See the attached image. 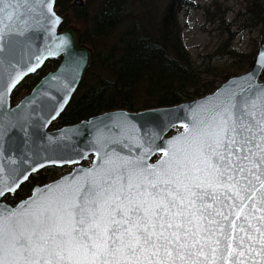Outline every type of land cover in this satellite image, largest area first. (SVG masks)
Wrapping results in <instances>:
<instances>
[{
    "label": "snow or ice",
    "instance_id": "snow-or-ice-1",
    "mask_svg": "<svg viewBox=\"0 0 264 264\" xmlns=\"http://www.w3.org/2000/svg\"><path fill=\"white\" fill-rule=\"evenodd\" d=\"M37 11L59 19L51 0H0L5 93L27 66L21 39ZM57 39L58 49L68 46ZM121 116L115 133L107 125V135L99 131L95 166L0 208V264H264V85L222 90L190 107L177 117L185 130L163 145L155 143L159 133ZM14 128L27 136V119L0 126V136ZM37 166L13 169L0 180V196Z\"/></svg>",
    "mask_w": 264,
    "mask_h": 264
},
{
    "label": "trees",
    "instance_id": "trees-1",
    "mask_svg": "<svg viewBox=\"0 0 264 264\" xmlns=\"http://www.w3.org/2000/svg\"><path fill=\"white\" fill-rule=\"evenodd\" d=\"M74 1L57 0L58 13L72 14L75 9L81 12L88 10L86 5L80 7ZM151 1L90 0L88 6L92 7L94 4L95 6L89 27L94 31L95 37L105 40L122 25H127V28L98 63L99 71L92 75L96 69L93 58L79 90L52 124L53 128L72 125L115 109L140 111L172 106L203 97L225 80L253 67L255 62L253 55L239 54L230 49L235 38L234 33L227 35L226 43L221 47L224 55L222 58L229 60L228 65L195 64L182 41V28L178 19L184 8L193 5L187 0H161L164 9L159 12L160 15L157 14L159 23L155 32H147L140 21L127 23V13L133 7L148 15L149 13L143 12V9L147 8L146 5ZM220 9L219 6L216 10ZM226 13L214 20L225 24ZM239 15H242L243 21L240 28L251 34L258 32L261 36L260 43L263 44L264 0H244L243 13ZM70 23L73 22L67 20L62 28ZM80 43L89 46L82 37ZM56 64L57 61H50L47 68H52ZM39 78L40 75L26 78L21 88L14 92L13 99H16L23 90H30ZM91 78L95 80L90 82ZM261 78L264 80V71ZM60 171L61 169L51 167L31 175L13 196L7 195L4 200L14 203L26 197L34 185L55 179Z\"/></svg>",
    "mask_w": 264,
    "mask_h": 264
},
{
    "label": "water",
    "instance_id": "water-1",
    "mask_svg": "<svg viewBox=\"0 0 264 264\" xmlns=\"http://www.w3.org/2000/svg\"><path fill=\"white\" fill-rule=\"evenodd\" d=\"M75 3L78 5L83 4L82 0H76ZM51 6L52 12L55 13L56 17H59L55 24L48 17L41 18L38 11L32 13L31 17L28 18L31 35L27 40L21 39L20 46L26 52L23 65H27L21 67V78L6 93L2 82H0V95L4 97L3 101L0 102V126L7 124L9 121L27 119L28 133L25 136L19 129L14 128L7 135L0 136V164L3 165L0 180H7L9 178L8 174L13 169L23 170L32 161L39 160L42 165L37 166L34 171L29 170L27 172L28 178L26 180L21 178L15 191L5 192L4 195L0 196V208L4 206L15 208L22 201L33 197L36 194L35 189H43L65 177L75 176L78 174L79 169H88L95 166L99 157L92 145L99 131L102 130L107 135L108 130L104 127L107 125L115 133L117 131L115 122L123 119L122 113L141 132L151 130L159 133L155 143L163 145L166 141L185 130L184 124L187 121L177 119V117L183 118L186 116L190 107L200 105L222 90L231 92L239 88H246L252 83L264 85V81L261 79L264 70V44H261L254 65L249 71L230 77L215 91L206 96L172 106L140 111L115 109L72 125L52 129V124L63 113L78 91L91 65L93 52L89 46L79 43V26L72 23L60 30L63 23L68 19V15H60L56 12V0H51ZM59 37H65L69 41L68 46L63 50L57 48L59 44L57 38ZM49 49L55 51L56 54L49 55ZM0 54H2V50H0ZM37 57H40L39 61H37ZM49 59L58 60V66L47 73L31 92L25 95L17 104L12 105V94L16 87L26 76L36 72ZM28 67H32L34 70L28 71ZM66 85L70 87H66ZM174 130L178 131L173 132ZM161 155L159 152L154 153L151 155L149 162L155 163ZM44 157H51L57 162L52 163ZM61 158L63 159L61 160ZM69 159L74 163L66 162ZM88 162L90 164L86 165L85 163ZM66 166H72L69 173L47 184L35 185L25 198L14 203L4 200L7 195L13 196L32 174L49 167L63 168Z\"/></svg>",
    "mask_w": 264,
    "mask_h": 264
},
{
    "label": "rangeland",
    "instance_id": "rangeland-1",
    "mask_svg": "<svg viewBox=\"0 0 264 264\" xmlns=\"http://www.w3.org/2000/svg\"><path fill=\"white\" fill-rule=\"evenodd\" d=\"M187 1L191 2L193 5L184 8L179 13L178 19L182 28V41L197 66L203 65V63H210L215 66H226L229 64L227 58H222L224 55L221 48L226 43L229 33L235 34L230 49L239 54L253 55L256 57L262 44L260 43V34L258 32L251 34L247 30H242L240 28L243 21L242 15H239V13H243L244 0ZM82 2L83 4L79 6L84 7L86 5L88 10L81 12L80 10L75 9L72 14H67V20H70V22L79 26V39L82 37L83 40L89 44L93 52L92 61L94 58L93 63L94 66H96L95 71L92 72L93 75L99 71L98 63L104 58L106 52L112 49V46L127 28V25H122L121 28L115 30L109 35L108 39L101 40L100 38L95 37L94 31L89 27V21L93 14L95 4L92 8L91 6H88L90 0H82ZM146 6L147 8H144L143 12H148V15L142 13V10L133 7V9L127 13V23L140 21L141 25L145 27L147 32H155L157 29V23H159L157 14L163 11V3L161 0H152ZM219 6L221 9L216 10ZM224 13H226L225 24L222 25L220 22L214 20L217 16H224ZM86 75L87 72L83 80ZM92 80L95 79L91 78L90 82ZM24 95L25 93L22 94V96ZM70 170L71 167L63 168L59 176Z\"/></svg>",
    "mask_w": 264,
    "mask_h": 264
},
{
    "label": "flooded vegetation",
    "instance_id": "flooded-vegetation-1",
    "mask_svg": "<svg viewBox=\"0 0 264 264\" xmlns=\"http://www.w3.org/2000/svg\"><path fill=\"white\" fill-rule=\"evenodd\" d=\"M50 61H56V60H53V59H51V60H47V61L44 63V65H43L41 68H39L36 72H34V73H32V74L26 76V77L23 79L21 85H20L17 89L21 88L23 82L26 81V78H29L30 76H36V77H37V75H40V78L35 82V84L32 86V88H31L30 90H28V89H27V90H23V91L21 92V94H20L21 96H22L23 93L27 94V93L31 92V90L36 86V84L41 80V78H42L45 74H47L48 72H50L51 70H54V69L56 68V66H57V64H58V60H57V64H56V66H53L52 68H47V66L50 65ZM19 99H20V98H19ZM19 99H18V100H19ZM18 100H17V101H18ZM15 101H16L15 99L12 100V105H14V103L17 102V101L15 102Z\"/></svg>",
    "mask_w": 264,
    "mask_h": 264
}]
</instances>
